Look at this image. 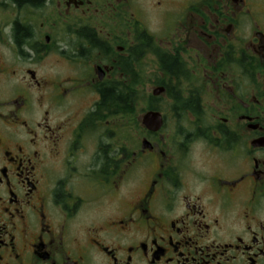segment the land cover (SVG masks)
Segmentation results:
<instances>
[{
	"label": "flooded vegetation",
	"instance_id": "af4514ba",
	"mask_svg": "<svg viewBox=\"0 0 264 264\" xmlns=\"http://www.w3.org/2000/svg\"><path fill=\"white\" fill-rule=\"evenodd\" d=\"M0 264H264V0H0Z\"/></svg>",
	"mask_w": 264,
	"mask_h": 264
},
{
	"label": "rangeland",
	"instance_id": "374dc122",
	"mask_svg": "<svg viewBox=\"0 0 264 264\" xmlns=\"http://www.w3.org/2000/svg\"><path fill=\"white\" fill-rule=\"evenodd\" d=\"M145 71L148 73V75L150 76V67L147 65V63L145 64ZM145 86H144V90L146 92L147 95H150L152 93L153 90V84L145 81ZM143 108L146 109L147 108V100L144 101L143 104ZM166 119H167V126L165 131L163 132L164 135L168 136L170 135L171 139L174 141V143H177L179 141H182V137L179 136V129H178V120L176 117H174L171 114H166ZM127 121L128 124H126L124 127H122V130L124 132V136L126 137L127 143H136L137 140V131L136 129H134L132 127V119L127 117ZM184 121L183 119H180V122ZM183 124V123H182ZM181 124V125H182ZM116 133V131H115ZM113 135V139L112 143H118L119 142V136L117 134H114V132L112 133Z\"/></svg>",
	"mask_w": 264,
	"mask_h": 264
},
{
	"label": "water",
	"instance_id": "95a60500",
	"mask_svg": "<svg viewBox=\"0 0 264 264\" xmlns=\"http://www.w3.org/2000/svg\"><path fill=\"white\" fill-rule=\"evenodd\" d=\"M160 91H156L155 94H159ZM144 126L151 132H158L163 127V118L160 113H148L144 117Z\"/></svg>",
	"mask_w": 264,
	"mask_h": 264
},
{
	"label": "trees",
	"instance_id": "16d2710c",
	"mask_svg": "<svg viewBox=\"0 0 264 264\" xmlns=\"http://www.w3.org/2000/svg\"><path fill=\"white\" fill-rule=\"evenodd\" d=\"M133 97H132V94L130 92H128L126 98H109V99H106L105 102H108L109 103V106H111L112 108L113 107H119L121 110H122V107L124 105V107L126 106L127 107V113L128 114H131L132 112L134 113V109L131 108V104H132V101H133Z\"/></svg>",
	"mask_w": 264,
	"mask_h": 264
}]
</instances>
